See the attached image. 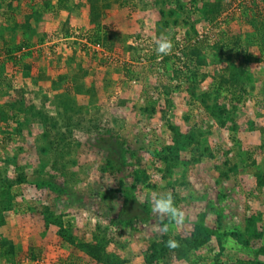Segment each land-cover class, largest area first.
Masks as SVG:
<instances>
[{
	"label": "rangeland",
	"instance_id": "rangeland-1",
	"mask_svg": "<svg viewBox=\"0 0 264 264\" xmlns=\"http://www.w3.org/2000/svg\"><path fill=\"white\" fill-rule=\"evenodd\" d=\"M100 3L98 27L89 0H0L12 264H98L73 249L95 235L127 264H264V0Z\"/></svg>",
	"mask_w": 264,
	"mask_h": 264
},
{
	"label": "trees",
	"instance_id": "trees-1",
	"mask_svg": "<svg viewBox=\"0 0 264 264\" xmlns=\"http://www.w3.org/2000/svg\"><path fill=\"white\" fill-rule=\"evenodd\" d=\"M100 1L102 0H89L90 6H91V11H90V23L91 24H96V26H100V20L102 19V13L100 12V9H98L100 6ZM219 50H222L220 46H218ZM223 79V78H222ZM221 80V82H224V80ZM77 93V92H76ZM78 94H87L86 92L83 93H78ZM22 111V109H19ZM16 112H20V111ZM5 110L0 107V119L6 120L5 117ZM21 115V114H20ZM65 119V118H64ZM45 127L47 128L48 126H51L54 128L57 126L58 119L56 118H45L44 119ZM69 125V119H65ZM68 128V127H67ZM0 170H5L4 168H1ZM11 191L12 189L7 188V186L3 183V181L0 179V228L4 227L6 224V215L7 213L11 210ZM9 198V199H8ZM48 224V223H47ZM62 227H60L61 232H59V236L66 242L72 243L74 242V236L70 235L69 238L65 236L66 233V228L64 227V224L62 222L61 224ZM63 230V231H62ZM101 236L95 235L93 236V241L92 242H81L77 243L75 246L79 249L91 256L93 259L105 263V264H123L124 260H120L119 257L116 255L109 253L107 251V247L109 243L104 244V240L100 239ZM0 249H1V254L3 257H7L9 260L12 262H15L16 259V247L12 240H1L0 241Z\"/></svg>",
	"mask_w": 264,
	"mask_h": 264
},
{
	"label": "clouds",
	"instance_id": "clouds-1",
	"mask_svg": "<svg viewBox=\"0 0 264 264\" xmlns=\"http://www.w3.org/2000/svg\"><path fill=\"white\" fill-rule=\"evenodd\" d=\"M155 51L158 55H168L173 49L172 40L167 33H161L155 41ZM151 211L161 221L159 231L166 234L171 224H182L185 220V212L176 206L173 194L169 192L157 194L153 197ZM167 220V223L164 221ZM170 249L178 248L179 242L169 239L165 242Z\"/></svg>",
	"mask_w": 264,
	"mask_h": 264
},
{
	"label": "crops",
	"instance_id": "crops-1",
	"mask_svg": "<svg viewBox=\"0 0 264 264\" xmlns=\"http://www.w3.org/2000/svg\"><path fill=\"white\" fill-rule=\"evenodd\" d=\"M44 20V19H43ZM88 20V19H87ZM35 25H38V27H39V29L40 30H42L43 28H46L47 27V25H48V20L47 21H43L42 23H41V20H37L36 21V23H35ZM6 220H7V218H6ZM7 224V223H6ZM63 241V240H62ZM68 243V242H67ZM78 243H81V242H78ZM68 245H70V246H73V245H71L70 243H68ZM15 247H16V245H15ZM1 248V247H0ZM22 249H24V251L26 252V254L28 253V250H27V248H22ZM73 249H74V251L75 252H78L79 254H81V257H82V254L83 255H85L86 257H88V258H90V259H92L93 261H95L96 263H98L99 261H97V260H95V259H93L91 256H89L88 254H86L85 252H83L82 250H79L76 246H74L73 247ZM19 250H18V248L16 247V258L18 257V254L19 253H21L20 251L18 252ZM107 251H109V253H111L112 251H110L109 249H108V247H107ZM112 254H114V255H116L117 257H118V255L117 254H115V252L114 253H112ZM85 256H83L84 258H85ZM0 257H3V255L1 254V249H0ZM6 261H11V260H9L6 256L5 257H3ZM119 258H120V260H124L120 255H119ZM87 259V258H86ZM16 261H17V259H16ZM9 264H12V261H11V263L10 262H8ZM27 263H28V261H27ZM100 263V262H99ZM98 263V264H99ZM100 264H105V263H100ZM123 264H127L126 262H125V260H124V262H123Z\"/></svg>",
	"mask_w": 264,
	"mask_h": 264
}]
</instances>
